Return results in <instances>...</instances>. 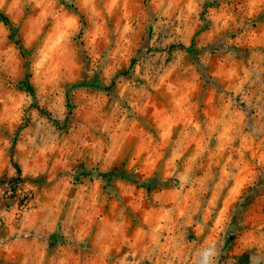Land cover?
<instances>
[{
  "label": "clouds",
  "instance_id": "1",
  "mask_svg": "<svg viewBox=\"0 0 264 264\" xmlns=\"http://www.w3.org/2000/svg\"><path fill=\"white\" fill-rule=\"evenodd\" d=\"M252 249L264 0H0V264Z\"/></svg>",
  "mask_w": 264,
  "mask_h": 264
},
{
  "label": "rangeland",
  "instance_id": "2",
  "mask_svg": "<svg viewBox=\"0 0 264 264\" xmlns=\"http://www.w3.org/2000/svg\"><path fill=\"white\" fill-rule=\"evenodd\" d=\"M237 254L243 255V253ZM249 257L252 259H249ZM253 260L255 261V264H264V251L252 249L251 252H248L240 257V264H253Z\"/></svg>",
  "mask_w": 264,
  "mask_h": 264
}]
</instances>
